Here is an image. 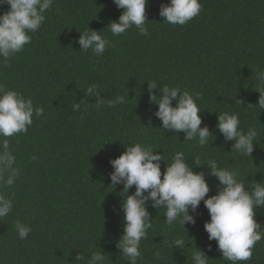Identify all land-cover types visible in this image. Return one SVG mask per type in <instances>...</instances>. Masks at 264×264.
Masks as SVG:
<instances>
[{
  "label": "trees",
  "instance_id": "trees-1",
  "mask_svg": "<svg viewBox=\"0 0 264 264\" xmlns=\"http://www.w3.org/2000/svg\"><path fill=\"white\" fill-rule=\"evenodd\" d=\"M198 2L199 15L172 25L159 15L168 0H148V35L131 27L113 36L107 25L122 12L113 0H53L40 28L29 33L31 43L7 61L0 59V85L44 109L42 116L33 115L26 133L7 138L19 175L11 186L0 181V194L13 204L0 219V264H86L76 256L88 258L101 250L108 257L105 264H128L116 247L123 228L122 185H111L108 175L113 171L109 161L127 145L156 149L164 158L162 172L176 152H183L194 171L205 173L209 196L218 185L203 166L209 160L236 171L246 186L264 182V109L257 104V69L264 70V0ZM7 7L0 5V13ZM88 28L110 41L102 56L80 49L79 35ZM153 81L158 85L152 94L165 85L194 99L199 93L201 127L207 125L216 138L201 146L196 139L184 141L183 132L162 129L153 115L157 106L149 101ZM93 84L101 99L125 96V103L97 109L96 97L85 95ZM81 101L74 111L73 103ZM225 112L238 115L243 131L256 129L251 157L231 151L232 142L216 129L217 114ZM196 158L201 166L194 165ZM147 210L152 227L140 242L137 264H192L195 246L206 253L207 264H232L216 241L208 240L203 225L210 217L202 201L196 212L190 210L195 224L185 229L166 224L164 210L150 202ZM255 220L264 233V208L256 210ZM17 221L31 226L26 239H20ZM176 238L186 241L183 250L170 246ZM252 253L237 264H264V238Z\"/></svg>",
  "mask_w": 264,
  "mask_h": 264
},
{
  "label": "clouds",
  "instance_id": "clouds-1",
  "mask_svg": "<svg viewBox=\"0 0 264 264\" xmlns=\"http://www.w3.org/2000/svg\"><path fill=\"white\" fill-rule=\"evenodd\" d=\"M52 3L53 0H0V5L8 6L0 13V59L7 61L31 43L29 33L40 28ZM113 3L122 10L118 19L107 25L113 36L124 34L131 27H135L140 35H148L145 26L148 0H113ZM200 11L198 0H168L167 4L160 5L159 15L169 24L184 25ZM77 43L82 51L91 50L97 56H102L110 47L109 40L102 37L99 31L89 28L80 33ZM257 80L261 85L257 104L264 109V70L257 69ZM157 85L155 81L148 83L149 101L157 106L153 115L160 121L162 129L174 134L183 132L184 141L196 139L201 146L216 138L207 125L201 127L202 117L198 114L201 109L196 103L200 99L199 93L194 99L188 91L182 92L178 87L165 85L157 90V94H152ZM85 95L96 97L97 109L105 103L110 107L125 103V96L109 101L101 99L95 84L85 90ZM236 101L242 104V100ZM83 103L74 102L73 110H78ZM43 113L44 109L34 107L31 98L0 85V181L7 186L13 185L19 175V170L13 167L15 157L7 138L26 133L33 123V115L40 117ZM215 127L225 141L232 142L231 151L251 157L257 138L255 128L243 131L238 115L227 112L217 114ZM155 150L150 145L135 143L125 146L118 157L109 161L113 169L108 174L111 185H122L120 195L123 197L119 209L123 228L116 247L128 264H137L142 258L140 242L152 227V218L147 210L149 202L152 208L164 210L166 224L179 223L185 229V224H195L190 210L196 212L202 201L210 217L203 225L204 230L209 241H216L221 256L232 264L250 260L254 245L264 238L261 226L255 220L256 210L264 208V182L253 180L251 185L246 186L243 180L237 178L236 171L209 160L203 166L208 169V175L218 181L216 193L209 196L210 187L205 173L194 171L183 152H176L172 162L162 172L161 161L164 158ZM193 162L197 167L202 165L198 158ZM5 173L8 174L6 179ZM133 186L134 192L128 194ZM12 207V200L0 194V219L6 217ZM15 229L20 239H26L32 230L30 225L20 221L16 222ZM170 246L183 250L186 241L176 238ZM154 255L156 259L160 258L159 251ZM107 258L102 250L93 252L88 258L83 253L76 256L77 261H86V264H105ZM208 259L206 253L195 246L191 255L192 264H207Z\"/></svg>",
  "mask_w": 264,
  "mask_h": 264
}]
</instances>
